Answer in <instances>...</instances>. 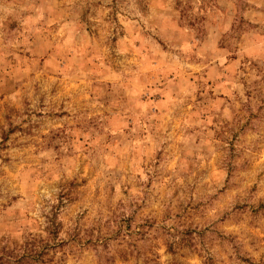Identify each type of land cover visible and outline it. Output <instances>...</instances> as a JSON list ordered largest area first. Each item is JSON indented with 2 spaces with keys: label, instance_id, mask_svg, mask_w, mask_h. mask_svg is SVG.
<instances>
[{
  "label": "clouds",
  "instance_id": "clouds-1",
  "mask_svg": "<svg viewBox=\"0 0 264 264\" xmlns=\"http://www.w3.org/2000/svg\"><path fill=\"white\" fill-rule=\"evenodd\" d=\"M0 264H264V0H0Z\"/></svg>",
  "mask_w": 264,
  "mask_h": 264
}]
</instances>
